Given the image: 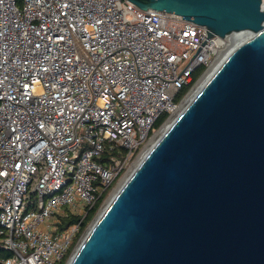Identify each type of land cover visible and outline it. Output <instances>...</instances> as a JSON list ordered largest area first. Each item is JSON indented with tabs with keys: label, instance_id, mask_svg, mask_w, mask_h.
I'll return each mask as SVG.
<instances>
[{
	"label": "built area",
	"instance_id": "obj_1",
	"mask_svg": "<svg viewBox=\"0 0 264 264\" xmlns=\"http://www.w3.org/2000/svg\"><path fill=\"white\" fill-rule=\"evenodd\" d=\"M234 36L126 0H0L3 264L75 251ZM61 216L78 220L62 229Z\"/></svg>",
	"mask_w": 264,
	"mask_h": 264
},
{
	"label": "water",
	"instance_id": "obj_2",
	"mask_svg": "<svg viewBox=\"0 0 264 264\" xmlns=\"http://www.w3.org/2000/svg\"><path fill=\"white\" fill-rule=\"evenodd\" d=\"M245 37L132 171L67 264H264V0H126Z\"/></svg>",
	"mask_w": 264,
	"mask_h": 264
},
{
	"label": "bare ground",
	"instance_id": "obj_3",
	"mask_svg": "<svg viewBox=\"0 0 264 264\" xmlns=\"http://www.w3.org/2000/svg\"><path fill=\"white\" fill-rule=\"evenodd\" d=\"M235 39L232 40L231 44L228 45V47L225 49V51L223 52L222 56L220 57V59L218 60V62L215 64L214 68L202 79V81L198 84V86L195 88V90L190 94V96L186 99V101L184 102V104L182 105V107H180V109L173 115V118L170 120L169 123H167L162 129L161 131L154 137V139L150 142L149 146L146 148L144 154L140 157L139 161L132 167L133 169H130L131 171L127 174L126 178L124 179V181L120 184V186L118 187V189H116V191L114 192V194L112 195V197L108 200V202L105 204V206L103 207V209L101 210V212L105 209V207L109 204V202L112 200V198L114 197V195L118 192V190L121 188V186L123 185V183L126 181V179L129 177V175L132 173V171L136 168V166L140 163V161L143 159V157L145 156V154L149 151V149L153 146V144L160 138V136L166 131V129L169 127V125L173 122V120L180 114V112L187 106V104L192 100V98L194 97V95L200 90V88L204 85V83L207 81V79L211 76V74L216 70V68L223 62V60L226 58V56L232 51V49L240 42L244 39L245 35H238V36H234ZM100 212V213H101ZM96 221V220H95ZM87 234V233H86ZM85 237V236H84ZM83 237V238H84Z\"/></svg>",
	"mask_w": 264,
	"mask_h": 264
},
{
	"label": "trees",
	"instance_id": "obj_4",
	"mask_svg": "<svg viewBox=\"0 0 264 264\" xmlns=\"http://www.w3.org/2000/svg\"><path fill=\"white\" fill-rule=\"evenodd\" d=\"M202 72H203V69H200V70L198 71V74L195 75L194 82L197 80L199 74H201ZM188 90H189L188 87L184 88V89L182 90V92L180 93V97L183 96V95H185V94L187 93ZM166 119H167V115L164 114V115L160 118V120L156 123V125H155L156 128H159V127L163 124V122H165ZM105 155H109L108 151H106ZM102 202H103V198H102V199L98 202V204H97V205L91 210V212L89 213L88 217L86 218V220H85V222H84V224H83V228H82V229H84V228L88 225V223L91 221V219L94 217L95 213H96L97 210L99 209V207H100V205H101ZM77 220H78V217H77V216H72V217L61 216V225H60V226L62 227V229L67 228L68 226H70V225L74 224L75 222H77ZM70 252H71V251H70ZM70 252H69V253H70ZM9 256H10V253H8V252L5 251V250L0 249V264H3L2 260L8 258ZM68 256H69V254H68ZM68 256H66V258L64 259V261H62L60 264H65L66 261H67V257H68Z\"/></svg>",
	"mask_w": 264,
	"mask_h": 264
},
{
	"label": "rangeland",
	"instance_id": "obj_5",
	"mask_svg": "<svg viewBox=\"0 0 264 264\" xmlns=\"http://www.w3.org/2000/svg\"><path fill=\"white\" fill-rule=\"evenodd\" d=\"M114 194V193H113ZM112 194V195H113ZM112 197V196H111ZM110 197V198H111ZM108 202V198H105V200H103V202L101 203V205H100V207H99V209L97 210V212L95 213V215H94V217L91 219V221L88 223V225L86 226V232H87V230L89 229L90 230V228H91V226L94 224V222H95V220H96V218H97V216L99 215V213L101 212V210L103 209V207L105 206V204ZM88 230V231H89ZM85 232V233H86ZM84 239V238H83ZM82 241H80L79 242V244L81 243ZM78 244V245H79ZM77 245V246H78ZM73 253H74V250L72 249V251L69 253V256L67 257V261H66V263L69 261V259H70V257L73 255ZM65 263V264H66Z\"/></svg>",
	"mask_w": 264,
	"mask_h": 264
}]
</instances>
